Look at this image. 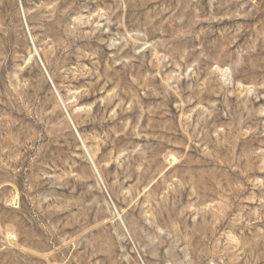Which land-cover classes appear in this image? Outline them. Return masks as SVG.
<instances>
[{"label":"rangeland","instance_id":"1","mask_svg":"<svg viewBox=\"0 0 264 264\" xmlns=\"http://www.w3.org/2000/svg\"><path fill=\"white\" fill-rule=\"evenodd\" d=\"M0 264H264V0H0Z\"/></svg>","mask_w":264,"mask_h":264}]
</instances>
